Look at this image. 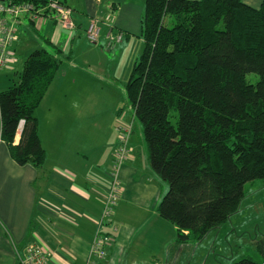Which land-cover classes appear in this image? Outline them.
<instances>
[{
  "label": "trees",
  "instance_id": "trees-1",
  "mask_svg": "<svg viewBox=\"0 0 264 264\" xmlns=\"http://www.w3.org/2000/svg\"><path fill=\"white\" fill-rule=\"evenodd\" d=\"M142 31L125 94L168 185L158 212L178 242L202 239L239 211L247 182L264 178V0H145ZM63 60L55 46L35 48L0 91L1 136L20 164L46 163L35 110Z\"/></svg>",
  "mask_w": 264,
  "mask_h": 264
},
{
  "label": "crops",
  "instance_id": "crops-1",
  "mask_svg": "<svg viewBox=\"0 0 264 264\" xmlns=\"http://www.w3.org/2000/svg\"><path fill=\"white\" fill-rule=\"evenodd\" d=\"M63 1L71 3L74 9L75 27L66 28L51 20L38 28L27 22L20 25V36L29 29L40 31V47L61 49L64 60L35 110L47 156L43 168L32 163L20 164L12 157L2 139L0 124V264H20L15 246L22 248L28 244L51 250L52 264H84L90 257L110 186L119 136L118 112L126 95L125 88L119 89L118 79L113 77L121 64L123 45H117H121V50L114 56L100 50L101 45L107 47L110 29L103 36L101 31L98 42H88L86 29L90 19L100 17L107 6H95L90 13L87 6H78L82 0ZM245 1L255 6L262 0ZM108 14L111 13L105 17ZM19 44L20 37L15 59L0 69V91L9 88L23 70L27 56L21 62ZM21 132L22 125L16 143ZM134 135L130 141L131 157L120 171L123 188L114 217L104 227L113 231L116 225L117 230L108 245L106 259L99 264H119L118 259L123 264L136 248V240L142 237L143 241L162 240V216L158 212L162 180L150 166L142 125L136 124ZM160 249V244L143 245L139 247L145 250L142 261L130 263L150 264L147 260Z\"/></svg>",
  "mask_w": 264,
  "mask_h": 264
},
{
  "label": "rangeland",
  "instance_id": "rangeland-1",
  "mask_svg": "<svg viewBox=\"0 0 264 264\" xmlns=\"http://www.w3.org/2000/svg\"><path fill=\"white\" fill-rule=\"evenodd\" d=\"M98 2L99 0H82L78 6H87L90 9V13L93 12L95 6H107V8L103 7V10H101L100 17L95 15L90 19H99L102 36L109 31L111 26H114L115 30H117L114 33H119V30L123 31V42L116 43L114 48L108 46L104 48L102 45L99 47L101 51L114 56L118 50H121L119 49L121 45L118 47L117 45H123L121 64L119 69L117 68L116 75L113 76L118 79V82H116L117 87L123 89L131 75L135 61L139 58L144 48L142 15L145 10V0H102V3ZM261 2L255 6H260ZM106 13L113 15L112 21H103ZM78 15L76 13V16ZM166 19L169 21L171 15L167 16ZM88 42L91 41L89 40ZM41 44L42 41L34 30L29 29L27 34L22 33L19 44L21 62L35 47L38 48ZM15 54H17L16 48ZM121 93H123V90H121ZM119 110H122V112H118L119 122H129L134 118V129L136 124L137 126L138 124L142 125L134 116L133 105L127 100L126 95L124 100H121ZM126 116L129 117L128 120H126ZM133 135L134 132L131 138ZM134 136H137V134ZM167 187V183L162 181V197ZM161 220L162 240L145 239L143 241V237L136 240L134 244L136 248L130 251L123 264H131V260L142 261L141 254L145 250H149V248L141 251L139 247L141 249L143 245L146 246L147 244H160L162 247L151 259L147 260L151 261L150 264H232L244 256H251L257 263H264V254L262 252V248H264V178H257L247 182L245 185V197L242 200L239 211L232 215L227 222L212 229L202 239L190 238L180 243L177 241L178 230L176 225L163 217ZM117 262L122 264L120 259Z\"/></svg>",
  "mask_w": 264,
  "mask_h": 264
},
{
  "label": "built area",
  "instance_id": "built-area-1",
  "mask_svg": "<svg viewBox=\"0 0 264 264\" xmlns=\"http://www.w3.org/2000/svg\"><path fill=\"white\" fill-rule=\"evenodd\" d=\"M74 9L63 0H0V69L8 66L15 59V48L20 37V25L27 22L38 28L44 21H55L66 28L76 26L73 19ZM112 14L105 17L111 21ZM99 19H92L86 29L91 42H98L101 37ZM110 27L107 35V46L114 48L123 39L122 32L114 33ZM119 140L116 147L110 172V186L104 197L101 218L92 241L90 257L84 264H99L106 259L108 245L114 240V231L105 230V225L112 223L114 212L122 192L120 171L131 157L130 138L134 132V120L122 123L118 127ZM20 264H52L53 252L40 245L28 244L22 248L15 246Z\"/></svg>",
  "mask_w": 264,
  "mask_h": 264
}]
</instances>
